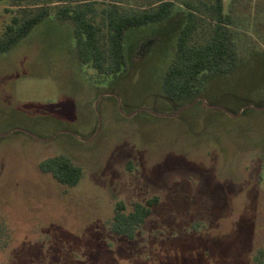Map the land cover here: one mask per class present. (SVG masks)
<instances>
[{"label":"rangeland","instance_id":"rangeland-1","mask_svg":"<svg viewBox=\"0 0 264 264\" xmlns=\"http://www.w3.org/2000/svg\"><path fill=\"white\" fill-rule=\"evenodd\" d=\"M22 7L0 0V29ZM224 10L239 67L175 116L192 101L167 99L161 80L183 5L128 34L125 76L80 65L72 25L51 17L0 54V264H264V0ZM198 16L193 42L213 27ZM58 154L84 170L75 187L41 171ZM152 196L134 241L111 230L118 201Z\"/></svg>","mask_w":264,"mask_h":264},{"label":"trees","instance_id":"trees-1","mask_svg":"<svg viewBox=\"0 0 264 264\" xmlns=\"http://www.w3.org/2000/svg\"><path fill=\"white\" fill-rule=\"evenodd\" d=\"M14 1L18 5L27 2L31 7L7 8L11 16L0 29V54L11 51L51 17L72 25L77 61L96 71L99 79L126 75L127 37L132 30L160 25L173 16L178 5H183L185 21L176 34L173 56L161 80L163 95L172 102L185 104L195 100L211 78L234 72L241 61L224 0H154L152 6L139 9L122 8L117 4L124 0ZM199 13L207 15L213 27L203 41L193 42ZM39 166L42 172L51 174L59 184L67 187H75L84 175L82 167L63 154L47 157ZM158 202V196L129 205L118 201L111 230L134 241L137 229Z\"/></svg>","mask_w":264,"mask_h":264},{"label":"water","instance_id":"water-1","mask_svg":"<svg viewBox=\"0 0 264 264\" xmlns=\"http://www.w3.org/2000/svg\"><path fill=\"white\" fill-rule=\"evenodd\" d=\"M197 99H199V98H197ZM197 99H195V100L192 101L191 103H189V104H187V105L181 107V108H180L175 114H173L172 116H175V115L179 114L181 111H183L184 109H186V108L192 106V105L197 101ZM200 99L204 100L203 97H200ZM208 106H211V107H218V108H221V109H223V110H225L226 112L229 113V111H228L225 107H223V106H220V105H208ZM247 107H252V105H247Z\"/></svg>","mask_w":264,"mask_h":264},{"label":"flooded vegetation","instance_id":"flooded-vegetation-1","mask_svg":"<svg viewBox=\"0 0 264 264\" xmlns=\"http://www.w3.org/2000/svg\"><path fill=\"white\" fill-rule=\"evenodd\" d=\"M197 98H200V96H198ZM197 98H196V99H197Z\"/></svg>","mask_w":264,"mask_h":264}]
</instances>
